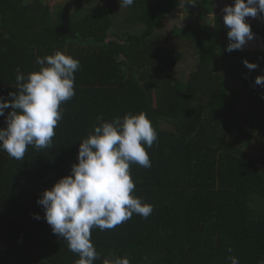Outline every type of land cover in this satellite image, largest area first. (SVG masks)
I'll use <instances>...</instances> for the list:
<instances>
[{
	"label": "trees",
	"instance_id": "1",
	"mask_svg": "<svg viewBox=\"0 0 264 264\" xmlns=\"http://www.w3.org/2000/svg\"><path fill=\"white\" fill-rule=\"evenodd\" d=\"M71 1L73 11H52L43 0H0V96L17 91V68L25 76L39 70L37 57L59 51L80 62L51 148L28 146L22 161L0 150V264H77L78 254L34 218L44 214L37 200L70 175L98 116L129 113H145L157 134L145 146L151 167H129L131 195L153 211L91 229L93 264H231L230 256L264 264V87L254 83L264 75V54L227 52L228 29L210 34L219 0L182 3L198 17L175 30L177 46L185 42L176 48L163 46L157 31L181 0H135L125 11L116 10L118 0H100L99 8L88 7L95 0ZM257 15L261 22L250 29L264 40V15ZM116 21L134 32L110 35ZM185 45L197 62L180 80L174 72ZM245 60L257 67L249 70Z\"/></svg>",
	"mask_w": 264,
	"mask_h": 264
},
{
	"label": "clouds",
	"instance_id": "2",
	"mask_svg": "<svg viewBox=\"0 0 264 264\" xmlns=\"http://www.w3.org/2000/svg\"><path fill=\"white\" fill-rule=\"evenodd\" d=\"M134 2L118 0L120 7H130ZM258 12L264 15V0H233L232 5L223 7L229 41L225 51L240 50L254 38L245 18L256 17ZM36 64L39 70L27 76L17 68V91L9 92V99L0 96V117H4L6 125L0 128V150L21 161L28 146L37 151L51 148L54 129L62 119L61 105L75 95L74 73L80 68L79 60L59 51L37 57ZM243 64L249 70L257 67L246 60ZM254 83L264 87V75L256 76ZM156 139L145 113H129L111 121L98 116L92 133L79 143L77 162L71 165L70 175L41 193L37 204L44 214H35L34 218L46 221L52 233L67 243L69 251L78 254L77 264H93L98 258L91 229H113L134 214L147 218L152 213V205L131 195L135 184L129 167L131 163L151 167L145 146L150 148ZM229 259L231 264H239L237 258ZM123 264L128 261L125 259Z\"/></svg>",
	"mask_w": 264,
	"mask_h": 264
},
{
	"label": "rangeland",
	"instance_id": "3",
	"mask_svg": "<svg viewBox=\"0 0 264 264\" xmlns=\"http://www.w3.org/2000/svg\"><path fill=\"white\" fill-rule=\"evenodd\" d=\"M52 11L55 10H62V9H70L74 10L71 6L72 1L71 0H43ZM186 0H181V6L172 14H170L162 24L159 31H157L158 36L162 38V45L168 46V47H175L177 46V39L174 38L173 33H175L176 29H184L189 24H193L197 17H198V10L195 6H189L187 9H185L183 6V2ZM103 5V3L100 2V0H95L93 5H88L90 8H99ZM225 5H229L228 3L219 0L217 2L216 8L213 11L211 15H209V32L212 36L217 35L218 33H221L223 30H226V26L223 23V13L222 9ZM84 7V6H83ZM116 10H124L121 9L120 5H116ZM125 11V10H124ZM246 23L249 25H259L261 22V19L256 17H246L245 18ZM134 27H131V29H127L126 25L119 24V22L116 21V24L113 25L112 29L110 30V35H122L124 32H134ZM176 35V34H175ZM254 35V34H253ZM178 36V35H177ZM185 44L182 40L179 41L178 44H180L177 47H180ZM187 47V45H185ZM193 51L194 48L188 46L186 49L183 50V56L181 58L180 63L177 65L174 76L176 78H179L180 80H186L188 75L193 72L194 67L197 62V56L194 55ZM242 50H249L254 52H261L264 54V40L259 38L258 36L254 35V38L252 40L247 41L244 46L242 47ZM240 85L238 83L233 84V88L237 89ZM246 102V100H245ZM257 140V143H254L253 147L251 148V153L257 154L259 153V138H255Z\"/></svg>",
	"mask_w": 264,
	"mask_h": 264
}]
</instances>
